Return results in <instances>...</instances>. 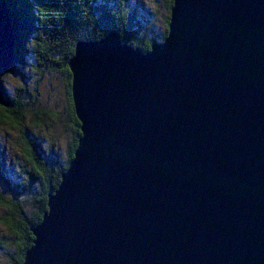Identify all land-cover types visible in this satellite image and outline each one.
Instances as JSON below:
<instances>
[{"label": "water", "instance_id": "1", "mask_svg": "<svg viewBox=\"0 0 264 264\" xmlns=\"http://www.w3.org/2000/svg\"><path fill=\"white\" fill-rule=\"evenodd\" d=\"M12 25L0 1V75ZM67 63L80 135L22 264H264V0H172L147 52L110 30Z\"/></svg>", "mask_w": 264, "mask_h": 264}, {"label": "trees", "instance_id": "2", "mask_svg": "<svg viewBox=\"0 0 264 264\" xmlns=\"http://www.w3.org/2000/svg\"><path fill=\"white\" fill-rule=\"evenodd\" d=\"M1 2L11 18L14 14L15 32L21 38V45L17 50L19 61L16 63L21 61L22 65H28L33 71L29 73L32 87L27 88L21 84L10 95L0 78L3 100L7 104L0 103V123L7 127V132L18 129L17 151L23 161L19 165L16 182L5 179L2 174L0 176V183L5 184V189L0 188V225L3 228L0 230V260L2 264H22L24 253L32 243L31 229L47 210L48 194L56 190L60 175L73 158L80 135L70 95L71 74L67 68L76 42L97 40L113 28L118 30L122 41L147 52L152 42L163 40L167 30L164 28L158 33L154 32L150 15L120 4L112 3L107 6L108 0ZM171 5L172 0L165 4L166 26L169 23ZM26 41L32 45L28 44L26 47ZM24 55L25 59L22 58ZM22 80H25L24 75ZM58 89L61 90L64 103L60 112L56 110L54 98ZM41 92L43 101L37 102L30 109ZM23 98L32 101L23 102ZM21 113L27 119L23 129V123L19 125L21 120L17 117ZM64 115L67 121L64 120ZM55 121H59L69 132L66 134L63 158L54 150L56 139L51 124ZM45 141L48 148L44 146ZM16 145L17 143L11 144L13 148ZM22 166L26 168L24 174L19 171ZM0 167H4L1 162Z\"/></svg>", "mask_w": 264, "mask_h": 264}, {"label": "rangeland", "instance_id": "3", "mask_svg": "<svg viewBox=\"0 0 264 264\" xmlns=\"http://www.w3.org/2000/svg\"><path fill=\"white\" fill-rule=\"evenodd\" d=\"M109 3L107 6H110L112 3L114 4H120L122 7L125 6H129L131 8H134L136 10H142L144 13L150 15L149 19L150 22L152 23L154 32L158 33L160 32L161 28H163L164 25V21L166 19V14H167V10L165 7V4L168 0H108ZM33 62V61H32ZM33 71L29 68L28 65H20L17 67V70H12L9 71L8 73L2 75V82L6 85L7 89H8V95L13 94L14 90L16 88H19L21 86V84L23 86H27V88H31L32 87V79L31 76L29 75V73H32ZM22 75L25 76V80H22ZM60 90V89H58ZM58 90H56V93L54 94V98L56 100V110L57 111H61L63 108V96L61 94V90L58 93ZM45 95V94H44ZM23 102H27V101H32L29 100L27 98H23L22 99ZM43 101V94L42 92L40 93V95L37 97V100L35 101V103L30 107V109H33L37 102H42ZM49 112V111H48ZM18 120L20 119L21 122L19 123V125H21L23 123L22 129L23 127H25L27 119L26 117L21 113L17 115ZM4 120V119H3ZM64 120L67 121L66 116L64 115ZM49 123V122H48ZM10 126H13L12 124H9ZM52 125V129L54 131V138L56 139V143H55V147L54 150L57 152V154L61 155V157H64V148H65V144H66V134H69V132L67 131L66 127L62 126V124H60L59 121H55ZM2 129H0V134L1 136H3V141L6 144V150L8 151V153L6 152V157L9 156V158L7 159V161H1V163L4 164V167L1 168L0 167V176L2 177V175L4 176L5 179L7 180H12V181H16V178L13 177L12 173L9 171V169L7 168L6 165H8L9 161L12 160L14 162L17 163V158H16V154L14 149H18L19 148V141H18V129L14 128L13 132H7V127L6 126H1ZM7 135V137H6ZM8 138V139H7ZM1 139V137H0ZM10 139V140H9ZM16 147L14 149L10 148V144H16ZM53 150V149H52ZM29 170V169H28ZM19 171L21 173H25L26 168L25 166H22L21 169H19ZM2 174V175H1ZM8 177V178H6ZM24 181V180H23ZM0 188H4L5 189V184L0 183ZM2 226L0 225V230H2ZM15 250V248H14ZM0 264H2V260H0Z\"/></svg>", "mask_w": 264, "mask_h": 264}, {"label": "bare ground", "instance_id": "4", "mask_svg": "<svg viewBox=\"0 0 264 264\" xmlns=\"http://www.w3.org/2000/svg\"><path fill=\"white\" fill-rule=\"evenodd\" d=\"M134 40V39H133ZM142 51V50H141ZM68 68V67H67ZM71 81V80H70ZM3 97V96H2ZM68 99V98H67ZM75 116V115H74ZM76 119V118H75ZM72 120H73V118H72ZM78 121V120H77ZM75 139V138H74ZM65 149V148H64ZM65 151H66V149H65ZM69 152V151H68ZM56 162V161H55ZM59 168V167H58ZM66 168V167H65ZM61 176V175H60ZM7 184V183H6Z\"/></svg>", "mask_w": 264, "mask_h": 264}]
</instances>
